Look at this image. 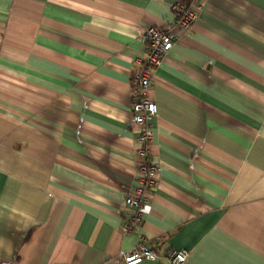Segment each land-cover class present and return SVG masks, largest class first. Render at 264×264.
Listing matches in <instances>:
<instances>
[{
  "label": "crops",
  "instance_id": "1",
  "mask_svg": "<svg viewBox=\"0 0 264 264\" xmlns=\"http://www.w3.org/2000/svg\"><path fill=\"white\" fill-rule=\"evenodd\" d=\"M178 1L0 0V264H123L139 242L264 264V0H204L149 68L140 39ZM143 67L162 171L124 234Z\"/></svg>",
  "mask_w": 264,
  "mask_h": 264
},
{
  "label": "built area",
  "instance_id": "2",
  "mask_svg": "<svg viewBox=\"0 0 264 264\" xmlns=\"http://www.w3.org/2000/svg\"><path fill=\"white\" fill-rule=\"evenodd\" d=\"M204 0H179L174 6V18L163 29L148 28L140 39L146 50L145 66L152 68L159 66L172 49L179 34L189 32L203 7ZM139 63V61H137ZM153 85L152 69L145 67L138 70L133 82L135 101L131 104L132 124L138 130L137 154L140 157L138 171L141 185L132 188L125 198L129 208L128 221L123 225L124 234H130L134 226L143 223V213L154 190L158 186L157 176L162 171V165L151 160L149 143L152 139L151 120L157 116V104L150 96ZM189 257L187 250H169L159 254L139 242L130 252L122 254L123 264H140L144 261L165 260L167 264H186Z\"/></svg>",
  "mask_w": 264,
  "mask_h": 264
}]
</instances>
